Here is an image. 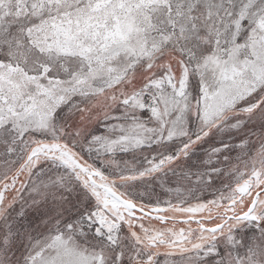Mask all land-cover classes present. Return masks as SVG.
<instances>
[{"label":"snow or ice","instance_id":"snow-or-ice-1","mask_svg":"<svg viewBox=\"0 0 264 264\" xmlns=\"http://www.w3.org/2000/svg\"><path fill=\"white\" fill-rule=\"evenodd\" d=\"M0 264H264V0H0Z\"/></svg>","mask_w":264,"mask_h":264}]
</instances>
